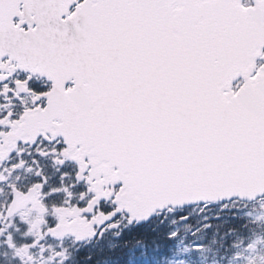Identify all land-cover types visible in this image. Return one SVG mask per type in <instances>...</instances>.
Instances as JSON below:
<instances>
[{
	"label": "snow or ice",
	"instance_id": "snow-or-ice-1",
	"mask_svg": "<svg viewBox=\"0 0 264 264\" xmlns=\"http://www.w3.org/2000/svg\"><path fill=\"white\" fill-rule=\"evenodd\" d=\"M0 264H264V0H0Z\"/></svg>",
	"mask_w": 264,
	"mask_h": 264
}]
</instances>
